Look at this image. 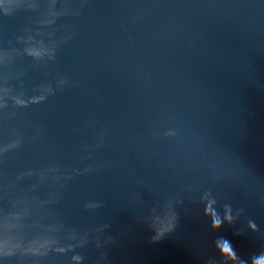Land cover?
Returning a JSON list of instances; mask_svg holds the SVG:
<instances>
[{"label": "water", "instance_id": "95a60500", "mask_svg": "<svg viewBox=\"0 0 264 264\" xmlns=\"http://www.w3.org/2000/svg\"><path fill=\"white\" fill-rule=\"evenodd\" d=\"M260 254L264 0H0V264Z\"/></svg>", "mask_w": 264, "mask_h": 264}, {"label": "clouds", "instance_id": "9594fccd", "mask_svg": "<svg viewBox=\"0 0 264 264\" xmlns=\"http://www.w3.org/2000/svg\"><path fill=\"white\" fill-rule=\"evenodd\" d=\"M226 219L230 220V217L226 216ZM220 225V220L218 218H216L215 216H213L212 219V227L213 228H218ZM250 227L255 228L254 225L250 224ZM217 248L218 251L221 255V257H225L228 260L232 261L236 259V253L230 243V241H228L227 239H221L220 241H218L217 243ZM80 259L79 257H75V259ZM252 264H264V254H260L259 256H256L252 259Z\"/></svg>", "mask_w": 264, "mask_h": 264}]
</instances>
